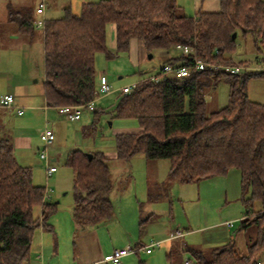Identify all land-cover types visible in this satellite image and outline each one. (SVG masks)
<instances>
[{"label":"trees","instance_id":"16d2710c","mask_svg":"<svg viewBox=\"0 0 264 264\" xmlns=\"http://www.w3.org/2000/svg\"><path fill=\"white\" fill-rule=\"evenodd\" d=\"M219 3L218 11H199L195 16L185 14L177 0H100L84 3L79 14L66 8L63 17L46 20L42 29L46 104L58 108L94 101L99 86L96 54L113 59L129 53L134 40L148 54L166 53L164 64L172 66L193 61L173 54L178 44L191 47L202 61L229 65L240 34L251 36L264 53V0ZM9 8L20 34L31 35L37 29L32 7ZM111 25L115 53L107 45ZM161 74L118 97L115 118L135 120L140 132L117 135L116 159L130 161L140 155L147 161L168 159L169 177L181 184L240 170L245 216L238 232L247 237L245 252L234 240L213 247L209 256L202 248L184 249L192 256L188 264H257L264 255V105L249 99L247 83L251 77H264V71L244 75L192 71L181 80ZM220 79L230 87L228 104L209 113L206 95ZM92 155L90 159L88 153L74 150L66 159L75 176L73 220L84 229L110 219L114 211L108 157L101 152ZM44 193V187L34 184L32 169L19 163L12 141L0 139V264H25L36 233L41 228L53 230L50 218L57 203L44 201ZM182 251L172 248L171 264Z\"/></svg>","mask_w":264,"mask_h":264},{"label":"rangeland","instance_id":"374dc122","mask_svg":"<svg viewBox=\"0 0 264 264\" xmlns=\"http://www.w3.org/2000/svg\"><path fill=\"white\" fill-rule=\"evenodd\" d=\"M8 1L12 2L11 9H15L20 4L33 6L38 3V0H0V99L10 94L8 92L16 93V97L13 93L12 95L17 98V103L24 101L19 103V106L25 109V115L19 117L16 108L6 109L0 106V131L4 127L12 129V126H21L31 120V115L36 119H33L34 122L29 128L40 130L41 133L46 127L54 131L56 140L54 146L49 149V156L50 158L57 156L59 159L50 162V166L56 167L57 172L49 179L46 172L47 162L39 154L44 149L39 135L30 156H23L20 149L16 154L22 166L32 169L35 185L44 188L48 185L52 189L48 200L58 203L57 212L51 216L50 223L54 225L55 217H60L61 221L65 222V219L73 214L75 176L72 169L66 165L67 156L74 150L88 154L101 152L108 157L107 164L114 187L109 195L114 211L111 218L105 220L107 222L104 221V233L107 238L111 236L113 241H117L116 234L122 236L120 229L125 224L120 225L118 220H123L125 216L130 218L129 210H134L137 219L131 226L128 225L131 228V246H136L135 243L139 241H142L143 245H149L151 242L161 243L159 247H154L151 256L143 251L133 256L132 264H171L168 258L171 253L169 251L171 242L162 240L178 232L182 233L184 243L181 241L182 245L179 249L183 251L176 256L175 264H186L192 259L191 254L185 252V245L202 248L204 255L209 256L213 247L225 243L221 236L225 231L227 235L234 237L239 250L245 252L247 237L243 233L238 236L240 221L245 216V208L241 202V178L236 184L240 195L234 198L230 190L226 196L225 189L229 182L232 185V181H225V178L207 180V182L204 180V184H181L173 181L169 177L171 163L168 159L152 160L148 164L142 155L137 156L133 162L113 158L117 135L124 131H136L139 128L135 120L115 118V107L121 89L136 84L143 78L161 74L165 59L159 53L153 54L152 59H149L148 53L136 40L132 43L138 42L140 47L135 44L129 53L118 54L113 59H107L104 53H97L98 76L105 74L115 93L96 97L94 102L96 113L84 109L82 118L78 122H70L56 110L53 115L45 119V115L39 111H32L26 106L28 103H34L44 89L43 45L40 41L42 31L34 33L32 44H29L31 35H21L20 40H10V34L17 29V25L10 18L7 20L5 5ZM97 1L100 0H48V6L51 7L47 8L45 17L47 15L49 18H61L68 7L74 14H79L84 3ZM202 1L177 0V4L190 16H195L198 11L216 12L220 9L219 0H206L203 4ZM49 10L53 13L50 14ZM110 28L111 26L107 30V45L108 49L115 53L116 43ZM173 54L179 52L174 50ZM230 58V65L245 66L248 68L247 73L264 71V65L260 64L264 59V53L257 50L251 36L246 38L241 34L238 36L236 52L232 53ZM161 76L159 77L162 78ZM12 85L15 86L14 89L11 88ZM229 90V84L224 79L215 82L206 95L209 113L227 106ZM247 90L251 101L264 105V77L249 78ZM148 194L150 198L147 201ZM155 198L158 199L155 201ZM150 212L154 213L152 218ZM37 214L41 215V208L37 209ZM226 221L235 224L230 231L223 225ZM69 228L65 225L61 229L60 238L65 237L64 234L68 233ZM40 231L36 233L31 252L36 249L34 245ZM78 231H84V228L80 227ZM107 238L104 240L107 241ZM71 249L72 245L68 243L63 246L62 256H68L71 251V257Z\"/></svg>","mask_w":264,"mask_h":264},{"label":"crops","instance_id":"0c3cea01","mask_svg":"<svg viewBox=\"0 0 264 264\" xmlns=\"http://www.w3.org/2000/svg\"><path fill=\"white\" fill-rule=\"evenodd\" d=\"M42 1H44L45 4H47L46 8H45V13H46L47 8L51 7V6H48V0H38V3L33 5V6L28 5V4L27 5L26 4H20L16 8H21L24 6L32 7V9H34V18L36 20H39L43 17L45 20L55 19V18H49L47 15L45 17V13L43 16H41L37 13V9L39 7V4ZM204 1H206V0H203L202 4ZM11 3L12 2L8 1L5 5L6 11H7V20L9 18L8 8L12 7ZM207 11L211 12L210 10H207ZM48 12L50 14L53 13L52 10H49ZM38 31H42V30L41 29H35L33 31V33L31 34L32 38L29 40V44H32V41L34 39L33 35L35 32H38ZM110 32L114 33V39H115V27L113 25H111ZM21 35L22 34H20L18 27H17V29H14L12 31V33L10 34V38H11L10 40H20L19 36H21ZM23 36H26V35H23ZM36 36H38V35L36 34ZM40 41H42V45H43L42 61H43V66H44L43 69H44V82H45V52H44V33H43V31H42V36L40 38ZM135 44H138V46L140 45L138 42L137 43H131L130 51L132 49V46ZM159 55L161 57H163L165 60L168 58V56L164 52L159 53ZM14 87L15 86L12 85L11 88L14 89ZM8 93L12 94L13 92H8ZM13 94L16 97V93H13ZM44 94L45 93H44V89H43V91L40 94V97L37 98L34 103L30 104L27 102L28 104H26V106L28 108H30L32 111H39V113L45 115V119L46 118L48 119V117L50 115H53V112L55 110L58 112V109L56 107H49L46 104ZM15 101H16L15 105L18 107H20L19 103L24 102L23 100H21L17 103V98H15ZM24 115H25V112H24ZM23 116H21V117H23ZM33 119H36V118L33 117V115H31V120L26 121L21 126H12L11 127L12 129H6V127H4V129H2V131H0V139L9 138L12 141V143L14 144L15 154H17L18 149H20L22 151L23 156H30L32 154L36 138H38L37 136L38 135L40 136V134H41L40 130L37 131L36 129L29 128V125H31L34 122ZM138 132H140V128H138L136 131H132V132H125L124 131L123 133H138ZM38 150H39V148H38ZM16 157H17V155H16ZM113 158H116V154H113ZM135 158L131 159L130 161L133 162V160ZM17 159H18V157H17ZM58 159L59 158L57 156H53L51 158V161L54 162V161H57ZM147 162H148V164H150V162H152V161H147ZM121 164L122 163H119L120 166H123ZM240 178H241L240 170H238L236 168H232L229 170L228 174L225 176H216L214 178H210L207 180L212 181V180L224 179L225 181H228V182L231 180L232 185H230V182H229V185L225 189V193L227 196L229 193L228 190H230L232 192V195L235 196L234 198H236V197H239V195H240V192H238L237 185H236L237 181L238 180L240 181ZM207 180H206V182H207ZM203 181H201L200 183L204 184ZM148 196H147V198H148L147 201L150 198L149 194H148ZM158 198H155L154 200L156 201V199H158ZM72 212H73V210H72ZM129 214H131L130 218L128 216H125V217H123V220L122 219L118 220L120 225H121V223H123V224H125V226L124 227L122 226V229L119 228L120 230H122V232L120 231L122 236H120V234L117 233L115 236V239H117V241H113V237H111V236H110V238H107V235L104 233V224H105L104 221L95 227H90L88 229H84V231L79 232L78 231L79 228L76 227V224L74 223L73 214L69 218L65 219V222H62L60 217H55L53 219L54 225L52 223V226H53L52 231H47V230H44L43 228L40 229L41 231L39 233V237H38V240L36 242L37 245L36 244L34 245L36 247V249L34 248L33 252H31V256L25 262V264H108V263L102 262L106 256L111 254L115 249L123 248V247L127 246L128 244H131V240H130V235H131L130 229L131 228L128 227V225L131 226L134 223V221H136L135 219H137V214L134 210H129ZM149 215H150V218H152V215H154V213L150 212ZM121 221H123V222H121ZM105 222H107V221H105ZM127 223H129V224H127ZM227 223H228V221H226L223 225L226 227V229L228 231H230L232 228H234V226L229 227L227 225ZM65 225H68V228L69 227L70 228L68 229V233L64 234L65 237L60 238V237H62L61 236L62 235L61 229ZM139 232L142 234L141 230ZM174 235L175 234H171L170 237H167V238L162 240V241L171 242L169 244L170 245V250H169L170 252L174 246L179 248L182 245L181 241L183 242V240H182L183 236L178 237V238H173ZM239 235H240V233L238 232V236ZM221 236H223L222 241L225 243L230 241V240H234V237L231 235H227L226 231ZM105 238H107V241L104 240ZM67 243L72 245L71 257H70L71 251L68 254V256L67 255L65 257L62 256V247L65 246ZM33 244H34V242H33ZM135 245H136V247L138 245H140L139 247L145 246V245H143L142 241L135 243ZM185 246H188V245H185ZM189 247L199 248V247H195V246H189ZM245 248H246V242H245L244 249ZM139 254H135V255L137 256ZM152 254H153V251L151 254H147V255L151 256ZM135 255H130V256L124 258L122 264H132L134 261L131 260V258ZM186 264H188V261L186 262Z\"/></svg>","mask_w":264,"mask_h":264},{"label":"built area","instance_id":"2783aa9c","mask_svg":"<svg viewBox=\"0 0 264 264\" xmlns=\"http://www.w3.org/2000/svg\"><path fill=\"white\" fill-rule=\"evenodd\" d=\"M45 8L46 4L44 1H42L39 4V7L37 9V13L41 16L44 15L45 13ZM45 22L46 20L43 18L36 20L35 21V26L37 29H44L45 28ZM176 51H178L181 55H184L186 57L192 58L193 61L190 65H169V64H164L162 66L161 72L166 75H170L171 77L181 80L185 77H188L192 71H198V72H203L207 70L211 71H224L226 73H230L233 75H242L246 72H248V68L242 65H224V64H219V63H207L205 61H202L196 57V54L194 50L187 46V45H182L178 44L174 48ZM146 79H151V80H157L158 75H153L148 78H143L141 79L138 83L128 85L124 88L121 89L120 95H128L130 94L136 87L137 85L142 82L143 80ZM115 93L113 90L112 85L110 84L108 77L105 74H101L99 76V86H98V96H108L110 94ZM119 95V96H120ZM118 96V97H119ZM95 100L92 102H89L84 105H63L58 107V113L68 119L71 122H78L82 118V113L84 109H88L90 112H94L95 110ZM0 106L6 108V109H14L16 108L17 110V115L18 116H23L25 109L22 107H18L15 105V97L12 94H7L0 99ZM40 139L43 142L44 149L39 153L40 157L47 162V179H49L54 173L57 172V168L50 166L51 158L49 156V149L54 146L56 137L55 133L52 129L47 128L40 134ZM52 193V189L47 185L45 188V193H44V201L48 200ZM227 225L229 227L234 226L232 222H228ZM182 233L178 232L173 236V238H178L181 237ZM160 242H151L149 245H145L143 247H136V246H131V244H128L127 246L123 248H118L115 249L111 254L106 256L102 262L108 263V264H122L124 258L130 256V255H135L138 252H145L146 254H151L153 251L154 247H159ZM257 264H264V255L261 256L257 260Z\"/></svg>","mask_w":264,"mask_h":264},{"label":"water","instance_id":"95a60500","mask_svg":"<svg viewBox=\"0 0 264 264\" xmlns=\"http://www.w3.org/2000/svg\"><path fill=\"white\" fill-rule=\"evenodd\" d=\"M236 36H237L236 34L233 35L234 38H236ZM152 57H153V54H148V58L149 59H152ZM92 157H93V155L92 154H89V158L91 159Z\"/></svg>","mask_w":264,"mask_h":264}]
</instances>
